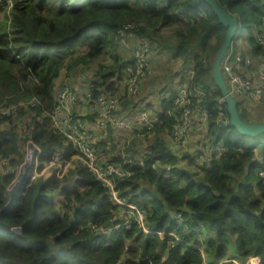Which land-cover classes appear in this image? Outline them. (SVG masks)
<instances>
[{"label":"trees","instance_id":"obj_1","mask_svg":"<svg viewBox=\"0 0 264 264\" xmlns=\"http://www.w3.org/2000/svg\"><path fill=\"white\" fill-rule=\"evenodd\" d=\"M216 1L247 29L236 41L246 39L250 53L264 57V0ZM1 12L0 264H245L251 256L264 264V132L247 137L228 124L210 72L226 28L203 0H21L9 18ZM136 41L147 44V59L159 50L180 60L176 69L156 73L150 86L163 94L185 83L192 114L207 115L199 147L189 154L171 140L182 111L158 95L159 120L137 138L146 142V151L139 154L133 140L123 149L132 162L143 158L145 166L133 165L131 177L116 180V195L143 214L151 234L137 226L126 205L109 197L51 120L63 71L85 67L91 75L81 90L92 100L117 95L118 114L141 100V92L131 95L122 82L134 63L127 45ZM72 84L68 78L61 86ZM238 99L246 121L264 122L248 117L240 107L247 99ZM77 112L73 119L84 123L97 113ZM113 133L112 126L96 131L102 165L122 162L126 138L112 139ZM28 141L41 149L39 170L54 152L73 167L62 178L27 179L10 193ZM214 143L223 144L224 152L208 155L206 147ZM121 212L131 217L129 229L121 227Z\"/></svg>","mask_w":264,"mask_h":264},{"label":"built area","instance_id":"obj_2","mask_svg":"<svg viewBox=\"0 0 264 264\" xmlns=\"http://www.w3.org/2000/svg\"><path fill=\"white\" fill-rule=\"evenodd\" d=\"M19 1L21 0H0V10H3L1 13L9 18L10 10ZM239 29V23L236 20V29L231 38L230 45L224 52L221 59L220 67L222 74L224 76L228 91L236 99H251L258 103H264V57H254L253 54L250 53V49L247 46L243 47L240 41H236L240 35ZM127 50L134 58V63L133 67H126V71L122 76V82L127 87L128 93H135L137 88H131V86L136 79L135 74H137V76L144 75L147 65L146 60L148 56V46L145 43L136 41L127 45ZM84 74L88 75L86 70H84ZM86 77L88 78V76ZM62 87L55 93L56 106L54 111L51 113L52 124L55 130L63 134L72 143V145L78 151L77 159H79L82 164L90 172H92L97 181L107 188L109 197H111L113 201H118L119 198L117 197L115 191V181L131 177L133 173L131 167L133 165L139 168H143L145 166L143 158H135L134 162H132L123 151V149L127 148L130 144V139L126 136L123 137L126 138V141L120 150V156L122 158L121 163L102 165L96 159L94 140L96 138L98 139L99 137L96 136V131H104L108 126H112L115 128V133L111 135L112 139H114L120 137L116 134V128L122 129L124 131L128 128L131 129L130 123L120 119L117 115L118 110L121 108V102L117 95L111 94L102 96L100 98L97 97L95 100H92V95L89 92H85L84 90H78L76 83H73L70 87ZM189 94L190 93L187 90V86L185 83H183L181 86H175L172 93L167 92L159 95V100L172 101L174 107L182 111V114L177 118L178 123L174 126L171 135V140L173 143L180 147H185L187 145L186 141L188 140L187 137L191 132V128L196 125L195 122L192 123L193 114L189 107ZM197 94H200V92ZM82 97H85L86 100L80 101L82 102L83 106L78 112L79 115L87 114L90 112V110L92 112H98V109H100L101 111H104L100 119H96L93 123H84L79 122L78 119H73L74 106H71V104H73L78 98L82 99ZM66 103L71 104L66 105ZM219 103H222L221 99H219ZM69 107L70 112H68ZM63 110L67 112V114L64 116L60 114ZM202 116L203 119H200L201 125L204 124V120L207 118L205 113L199 117L202 118ZM137 118V124L140 126V130H149L159 120V113L147 114L144 113V111H141ZM206 150L208 151V155L213 153L219 155L224 152V146L220 143L208 144ZM39 155H41L40 147L32 141H28L24 159L14 170V178L8 186L7 190L10 193L15 192L27 179H29V181H34L39 176L46 178L47 176H45L43 172L47 170L49 171V176L54 175L57 178H62L66 174L68 168H70L69 165H71V162L64 161L60 152H54L51 155L50 164L39 170ZM155 167L156 165L153 164L152 168L154 169ZM171 168L172 166L168 165L166 169H164L163 172L165 173V176H169L168 172ZM127 208L129 209V214L132 215L131 217H133V220L139 223V226L145 233H153L151 228L145 227L143 225L142 213H140L133 206L129 205ZM123 214L125 213L121 212V215ZM129 214L128 219H126L122 225L126 229L130 228L131 217ZM99 231L100 233L104 234L109 230ZM227 261L237 264L235 260L221 261L216 264H224ZM203 264L210 263L204 261ZM245 264H259V259L252 256L248 257L245 261Z\"/></svg>","mask_w":264,"mask_h":264},{"label":"rangeland","instance_id":"obj_3","mask_svg":"<svg viewBox=\"0 0 264 264\" xmlns=\"http://www.w3.org/2000/svg\"><path fill=\"white\" fill-rule=\"evenodd\" d=\"M246 30H247L246 28L242 27V28L239 29V32H240L241 35H244L246 33ZM121 39H126V37H122ZM245 40L246 39H240L239 40L243 46L246 45V41ZM122 45L124 46L126 44H123L122 43ZM119 48L121 49L122 47H119ZM148 57H149V54H148ZM212 57H213V55H212ZM212 57H211V60H212ZM146 64H147L148 67H149V65H151V67H150L151 70L148 69V71H147L148 73L146 72L147 73L146 75H141V76L138 75L137 76V74H135V78L136 79H135V81L133 82V84L131 86V88H134V87L138 88V86L141 85V88H140L139 92L142 93L141 96H140V99L141 98L142 99L139 100V101L141 103V101L144 98L145 101L147 102V107L145 106L144 108L143 107L141 108V105H138V102L139 101H137L136 103H134V107L135 108L136 107H139V109H136L137 111H135L137 116L141 113L140 108L143 109L144 113H147V114H150L151 112H153V110L158 109L157 108L158 107L157 104H158V101H159L158 100V95H160L159 94L160 92L155 91L153 89V85L150 86V84H149L150 83V80H152L154 78V76H155L156 73L157 74H164L166 72L167 68H171L172 70L176 69L177 67L180 66V60L179 59L178 60H172V59H170L168 53H166L164 51H159L158 50V51H154L152 53V55L150 54V58L146 60ZM154 67H156L155 69H157L156 72L153 70ZM85 69H86L85 67H81L80 69H76V70L74 69V71H72L69 74H67L68 72L65 73V71H63L61 73L60 77H59L58 82H57L58 89L55 88V93H56V91H58L62 87L61 86L62 81L63 80H67L68 78H70V83H76V86H78V90H80L81 87H85L86 86V83H87L86 82V79L88 80L89 79V76L91 75V73L89 74L88 71H87L88 75H85L84 74V70ZM161 69L164 70V71H161ZM171 69H169V70H171ZM135 72H136V70H135ZM86 76H88V78ZM174 81H176V80L174 79ZM172 86H174V85H172ZM166 90H167V88H166ZM81 100H86V98L85 97H82V99L78 98L76 101H74L73 104L70 103L71 106H74L73 107L74 113L77 112V111H79L80 109H82L83 104H82V102H80ZM164 102H166V101L164 100ZM70 104L66 103V105H70ZM240 107L245 112L248 113V117H250V118H251V114L254 115L255 118H263L264 117V108H261L260 103H258L256 101H253L251 99H247L245 101V104L244 103L243 104L242 103L240 104ZM124 108H128L129 109V107H127V106H125ZM68 112H70V107H69V111ZM103 112L104 111H101L100 109H98V112L93 115V118H92L93 120L91 122L93 123L96 119H100ZM135 112H133V113H135ZM124 113L126 114L127 111L124 112ZM60 114H62L64 116L65 114H67V112L65 110H63V111H61ZM88 114H92V111L90 110V112ZM77 115H79L78 112H77ZM117 115L120 116L118 113H117ZM137 116L135 117L136 119H138ZM200 119H203V116H202V118L199 117V115H193L192 116V123L195 122L196 125L191 128V132L189 133V135L191 133L198 132V134H196L194 136L196 138L202 139V137H203L202 136V131H204V129H205L204 128L205 127V124L201 125ZM130 125H131V129L128 128L125 131L130 132L136 126L139 127V129H140V126L133 119L131 120ZM108 127H110V126H108ZM116 134L117 135L121 134L119 132V129H117V128H116ZM141 136L142 135H140V134L138 136L135 135L133 141H137V137H141ZM196 138H195V140H196ZM191 142L192 141H190L188 143V148H189L188 153L189 154L190 153H193V155H194L195 154L194 151H196V149H197V147H199V145H197V143L193 145ZM77 156L78 155H76L75 157L77 158ZM179 161H180V163H179L180 165L179 166L180 167H183L184 166L183 158H180ZM46 165H48V163L45 164V166ZM72 166H73L72 164L69 165V167H72ZM0 171H1V165H0ZM48 172L49 171L47 170V171L43 172V174L48 177L49 176ZM162 174H165V173L162 172ZM115 203H117L119 205H121V204L124 203L123 205H126V206H129L130 205V206L135 207L132 204L125 203L122 199H118V201H115ZM122 218L125 221L126 219H128V214H123L122 215ZM124 221L121 222V227H123L122 225L124 224ZM119 226L120 225H114V228H118ZM137 226L139 227V225H137ZM109 231L107 233H110ZM160 237H163V234H161ZM235 262L237 264H243L242 262H239V261H236V260H235Z\"/></svg>","mask_w":264,"mask_h":264},{"label":"water","instance_id":"obj_4","mask_svg":"<svg viewBox=\"0 0 264 264\" xmlns=\"http://www.w3.org/2000/svg\"><path fill=\"white\" fill-rule=\"evenodd\" d=\"M213 11L218 22L224 26L225 35L217 51L212 57L211 78L219 91L222 103L228 115V124L239 134L247 137H255L264 132V122L251 123L246 121L237 109L238 101L228 91L224 76L221 71L220 63L224 52L230 45L231 38L236 29V18L232 16L226 8L222 7L216 0H203Z\"/></svg>","mask_w":264,"mask_h":264},{"label":"crops","instance_id":"obj_5","mask_svg":"<svg viewBox=\"0 0 264 264\" xmlns=\"http://www.w3.org/2000/svg\"><path fill=\"white\" fill-rule=\"evenodd\" d=\"M149 70H150V68H149ZM139 90H140V85L138 86V88H137V92L139 93ZM131 95H133V93L131 94ZM156 100V99H155ZM142 102V104L140 103V102H138V105H141V108L143 107H147V102L145 101V99L143 98V100L141 101ZM127 107H129V110L127 111V113L125 114V113H119V118L120 119H122V120H124V121H127V122H131V120L133 119L134 121H136V123H137V119L135 118L137 115H136V112L135 111H137L136 109H139V107H134V103H131V104H127L126 105ZM140 108V111H143V109H141ZM126 112V111H125ZM133 112H135V113H133ZM157 113V111L156 110H153V112H151L150 114H156ZM134 114V115H133ZM129 122V123H130ZM140 129H139V127H134L130 132H127V131H124V130H122V129H119V132L121 133V134H119V136L121 137H124V136H126V137H128L130 140H134V137H135V135H139V133H140ZM197 133L195 132V133H191L190 135H189V137H188V141H187V145L184 147V149H187V150H189V148H188V143L190 142V141H192L191 143L194 145V144H196L199 140H200V138H196L194 135H196ZM138 138V137H137ZM195 138H196V140H195ZM135 145H134V148L139 152V154H142V153H144L145 151H146V142H144V141H140V142H138V141H135ZM134 150V149H133ZM134 152H135V150H134Z\"/></svg>","mask_w":264,"mask_h":264}]
</instances>
